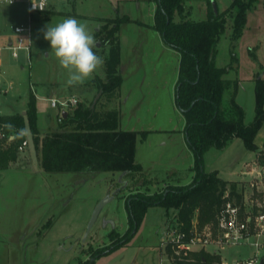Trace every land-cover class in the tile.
Returning <instances> with one entry per match:
<instances>
[{
    "label": "rangeland",
    "instance_id": "rangeland-1",
    "mask_svg": "<svg viewBox=\"0 0 264 264\" xmlns=\"http://www.w3.org/2000/svg\"><path fill=\"white\" fill-rule=\"evenodd\" d=\"M213 1L219 12L231 3V0H185L188 18H208L207 11H214ZM156 8V0H51L49 9L41 13L31 12L26 2H0V47H3L0 114L26 115L30 93H33L40 132L45 133L56 128L59 122L58 109L51 106V97L75 95L79 100L92 102L98 92L96 81L107 77L110 43L102 37L105 26L110 27L112 21L104 18L128 14L134 21L125 22L124 35L130 40L137 39L136 43L144 39V46L141 55L124 46L125 66L119 96L101 93L99 107L118 108L120 129L148 131L145 137L139 133L136 143L135 158L143 166L142 173L75 174L45 172L34 135L27 126L29 134L24 136L29 140L27 148L18 151L17 159L7 168L0 169V264H82L93 258L92 264H175L160 250V241L167 223L176 222L177 210L171 208L166 214L161 205L149 207L126 244L93 257L129 229L125 201L131 193L164 192L167 185L187 184L196 175V155L184 130L186 117L176 102L180 52L165 49L161 33L151 26ZM230 12L225 32L217 43V66L231 63L233 17ZM67 17L87 23L97 41L94 51L104 59V65L93 78L72 87L66 85V70L59 65L41 31L46 25L54 26ZM174 19L182 18L177 14ZM29 23L32 25L30 52L22 49L14 58L4 46L9 38L17 37L14 26ZM234 43L238 59L224 75L230 83L225 88L222 105H229L234 96L244 109L245 123H250L255 116L256 79H264L263 0H258L248 11L243 33ZM255 141L264 150V123ZM202 169L217 170L225 180L236 182L244 212L256 214L264 210V164L259 152L246 148L242 138H234L223 149L207 148L202 154ZM226 194H230L229 188ZM104 198L109 199L86 235L93 209ZM232 201H236L235 197ZM196 218L198 210L191 222ZM113 230L118 234L110 237ZM208 249L212 250L213 246ZM255 252L248 244L233 245L220 249L216 254L219 258L216 256L208 264H223V260L234 264L254 256Z\"/></svg>",
    "mask_w": 264,
    "mask_h": 264
},
{
    "label": "trees",
    "instance_id": "trees-1",
    "mask_svg": "<svg viewBox=\"0 0 264 264\" xmlns=\"http://www.w3.org/2000/svg\"><path fill=\"white\" fill-rule=\"evenodd\" d=\"M156 1L155 20L151 26L161 33L168 46L180 52L176 102L184 109V130L196 155L197 171L194 179L188 184H170L164 192L146 193L137 190L131 193L125 201L130 219L129 229L111 246L95 253L93 257L126 244L138 229L150 206L161 205L165 207L166 214L171 208L176 209L175 220L186 230L191 225L195 210H198L200 225H215L218 213L228 199L233 200L235 197L236 201L233 202L242 206V194L236 189V182L223 179L217 170L207 172L202 169V154L207 148L214 146L223 149L234 138L240 137L246 148L259 152L264 164V150L260 149L255 141L264 123V79H256L255 116L250 123H245L244 109L236 102L234 96L227 108L222 105L225 88L230 83V79L224 75L233 68V62L238 59L234 51V41L242 35L248 11L258 0H231L225 11L217 14L211 11L208 18L202 20L188 18L189 9L185 0ZM229 12L233 17L231 63L217 66V43L225 32ZM177 14L182 18L179 21L174 19ZM104 19L112 21L110 27L105 26L102 37L110 43L106 59L107 77L99 78L96 87L98 91L102 89L103 94L118 98L123 81L119 70L121 48L118 32L122 23L134 19L128 14ZM234 82L237 89V83ZM99 101L93 108V101L88 103L86 100H79L67 114L61 115L56 128L41 133L36 97L30 93L26 115L21 112L0 114V133L7 134L5 137L0 136V169L7 168L10 162L17 159L18 145L25 137L17 139L15 132L28 126L34 135V142L39 149L40 165L45 172L142 173L143 166L135 158L136 143L138 134L141 133L142 137H145L148 131L120 129L118 108H100ZM7 124L14 125V129L5 127ZM8 134H14V138L9 140ZM228 188L230 194L224 196ZM117 234L118 231L113 230L109 236L115 237ZM216 256L200 250L193 253L192 260H181L177 264H208ZM93 262L94 260L89 259L82 264Z\"/></svg>",
    "mask_w": 264,
    "mask_h": 264
},
{
    "label": "built area",
    "instance_id": "built-area-1",
    "mask_svg": "<svg viewBox=\"0 0 264 264\" xmlns=\"http://www.w3.org/2000/svg\"><path fill=\"white\" fill-rule=\"evenodd\" d=\"M2 2L14 4L26 2L31 12H41L48 10L51 0H0ZM14 31L17 33L15 39L4 46L11 51L14 58H17L19 51L24 49L29 54L31 48L32 25H16ZM3 47H0V52ZM79 98L75 95L63 98L51 97V106L58 109V119L76 105ZM1 137L7 136L5 132L0 133ZM14 134H8V139H13ZM29 140L25 137L18 145V151H25ZM229 194H226L228 196ZM168 227L161 236L160 246L168 259L177 264L181 260H191L196 251L205 250L219 254L220 249L233 245L248 244L256 249L254 256L237 260L234 264H258L264 259V210L253 214L244 212L240 205L228 199L218 213L217 223L200 225L198 218L193 219L190 227L182 229L176 222H168ZM213 246V249H208ZM223 264H228L223 260Z\"/></svg>",
    "mask_w": 264,
    "mask_h": 264
},
{
    "label": "clouds",
    "instance_id": "clouds-1",
    "mask_svg": "<svg viewBox=\"0 0 264 264\" xmlns=\"http://www.w3.org/2000/svg\"><path fill=\"white\" fill-rule=\"evenodd\" d=\"M41 31L59 65L66 70L67 86L83 85L104 65L103 57L94 51L97 41L87 23L67 17L54 26L46 25ZM5 127L14 129L12 124ZM28 134V129H19L15 137L19 139Z\"/></svg>",
    "mask_w": 264,
    "mask_h": 264
},
{
    "label": "crops",
    "instance_id": "crops-1",
    "mask_svg": "<svg viewBox=\"0 0 264 264\" xmlns=\"http://www.w3.org/2000/svg\"><path fill=\"white\" fill-rule=\"evenodd\" d=\"M1 2V1H0ZM19 4L22 3V2H18ZM28 6V5H27ZM220 11V10H219ZM207 14H209V12L207 11ZM31 18H32V14L30 15ZM124 24L125 23H122L121 26H120V29H119V38H120V48H121V62H120V65H119V70H120V73L122 72L123 68H124V60H123V56H122V53H123V49H124V46L126 45L130 50L134 51L137 55L140 54L141 55V50L144 46V42L145 40L144 39H141V40H138V42L136 43L137 39H129L128 36L124 35V32H123V27H124ZM161 35V34H160ZM162 37V36H161ZM11 38H9V42H10ZM8 42V43H9ZM165 47V49H171L172 47L166 45V43H164L163 45ZM172 49H175V48H172ZM239 81V80H238ZM240 83V81H239ZM228 105L226 106H223V108H227ZM25 111V110H24ZM256 140V138H255ZM255 165H257V163H254ZM220 176V175H219ZM221 177V176H220ZM224 179V178H223ZM192 181V180H191ZM190 181V182H191ZM189 182V183H190ZM188 184V183H187ZM160 250H162L161 246H160ZM208 252L209 254H211L210 251H206ZM164 253V252H163ZM173 263V262H172Z\"/></svg>",
    "mask_w": 264,
    "mask_h": 264
},
{
    "label": "water",
    "instance_id": "water-1",
    "mask_svg": "<svg viewBox=\"0 0 264 264\" xmlns=\"http://www.w3.org/2000/svg\"><path fill=\"white\" fill-rule=\"evenodd\" d=\"M213 7H214V9H213L214 10V13L217 14L219 12V10H218L217 4L214 1H213ZM101 93H102V89H99V91L95 95V97L93 99V102H92V105H91L93 108L95 107V105H96V103H97V101H98ZM182 110H184V109H182ZM24 113H25V111H24ZM65 114H67V111H65L64 115ZM108 199L109 198H104V199L100 200L96 204V206L94 207L93 212H92L91 217H90V220L88 222L87 228H86V235L88 234V232L90 231L92 225L94 224V222H95V220H96V218H97V216L99 214V211L101 210V208L107 202ZM92 260H94V258ZM258 264H264V259H261Z\"/></svg>",
    "mask_w": 264,
    "mask_h": 264
}]
</instances>
